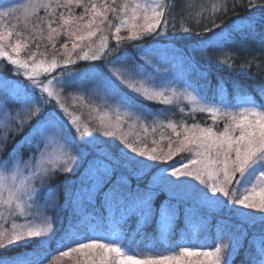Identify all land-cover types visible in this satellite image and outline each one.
<instances>
[{
	"label": "snow or ice",
	"instance_id": "1",
	"mask_svg": "<svg viewBox=\"0 0 264 264\" xmlns=\"http://www.w3.org/2000/svg\"><path fill=\"white\" fill-rule=\"evenodd\" d=\"M249 2L251 3V0ZM177 6L180 7L182 15L185 11L191 15L196 7L186 0H172L171 3L169 0H121L119 4L117 0H111V3L109 0H87V3L85 0H54V3L53 0H29V3L23 6L4 7L3 0H0V7L4 8L0 11V20L22 12L26 21L25 28H28L29 19L37 14L38 9L43 8L47 17H51L44 21L48 28L47 39L52 41L54 36L65 34L71 38L72 50L75 51L80 47L77 41H90L98 32L104 31L100 25L107 22L108 28H112L109 13L119 21L113 32L119 46L122 39L137 41L145 36L159 35L161 30L166 31L169 24L167 17ZM73 7L82 8L83 12L75 16L72 14ZM57 9L67 10L68 17H65L63 12L57 13ZM226 11V6L213 4L210 9L205 7L198 16L203 19L205 12H208L207 18L211 23L215 27H221L215 24L216 14ZM86 16L89 19L84 22ZM57 17L60 24L53 27L52 25L57 23ZM196 22L199 23V20ZM33 29L39 30V34L43 35L40 23H34ZM124 29L129 32L126 38L119 36ZM182 31L190 33L192 28L183 27ZM13 34L11 30H0V60H6L17 69H23L28 83L16 85L18 90H22L17 92L16 100H0V128L3 129V134H0V221L7 223L9 218H13L10 228L0 224V252L27 248L33 241H36L40 248L47 247V250L39 261L29 260L21 253L9 256L0 254V264H64L65 259L68 264H231L238 242H234L231 248L221 242L214 244L209 250H205V245L202 244L180 243L169 247L166 254L154 252L148 246L137 251L130 243H125L120 221H113L110 229L103 232L99 230V225L89 224L86 216L77 219L57 239L53 221L44 215L38 201L47 196V203L52 202L54 189L48 182L57 173L73 172V166L78 162L79 147L82 143H93V139L90 138L88 126L84 125L83 130L81 129L79 117H74L69 112L56 90L57 86H72L76 76L70 75L69 79L62 80L52 75L57 68L63 66L66 71L68 65L76 62L67 51L68 41L61 46L65 50L62 54L67 57L61 65L55 57L50 62L45 59L36 61V52H32L28 59H20V52L22 48H28V43H22L20 39L12 42ZM16 35L20 36L21 33L17 32ZM107 42L108 36H101L99 50H93L92 44H89L91 54L85 52L79 59H101L102 55L109 51ZM8 49H11V52ZM12 53H15V58ZM137 53L143 58V64L104 71L100 83L96 85L97 90L103 89L106 100L118 105L117 113L120 109L132 108L129 100L120 95V85L147 101H158L165 105L173 103V98L166 95L168 91L172 92L173 97L176 95L175 89L149 86L145 69L147 65L155 67L154 58L149 51L139 46ZM127 59L128 54L125 53L109 63L115 64ZM28 60L32 63L29 64ZM42 76L44 79L40 78ZM261 94L264 96V90ZM186 99L194 105L193 112L207 113L212 118L211 126L201 127L195 123L191 126L178 125L171 121L159 124L158 127L170 129L176 137L175 140L168 137L167 152L156 146L150 149L147 145L137 147L129 142L126 136L121 135V143L128 151L116 162L110 161L106 154L103 159H95L89 168V175L97 185H112L110 194H119L123 199L126 180L120 168L125 161L148 167L149 165L144 164L145 160L167 162L180 152H188L190 158L187 161L180 165H169L161 170L163 174L176 178V181L169 183H176L177 187L186 184L194 188L203 202L220 209L230 207L235 215L253 221L258 218L264 222V104L257 103L247 95L242 97L239 104L223 107L201 103L191 93H187ZM52 101H55V104H52ZM57 107L64 116L57 114ZM126 114L131 116L130 111ZM105 115L100 116V125L105 129L103 134L108 137L115 136L116 131L105 124ZM64 117L68 118L67 123L74 128V134L65 132ZM139 119L140 117H137V120ZM221 119L224 121L223 130L216 131L214 126ZM153 123L155 124V121ZM141 127L145 133L148 132L146 125L141 124ZM119 128L120 115L117 114L116 129ZM156 130V127L151 129L153 133ZM16 136H20V139L13 142L9 149L10 139ZM163 139L162 134L161 140ZM152 144L156 145L157 141L152 140ZM173 144L176 145L175 148ZM129 152L143 159H135ZM105 160L109 162L105 163ZM181 177L191 178L203 187L187 184ZM127 194H131L130 189H127ZM237 206L248 211L241 212ZM148 211L150 212V209ZM254 213H259V217ZM161 216V223L166 231V210L161 211ZM17 217L24 222L17 223ZM136 231L139 234L143 229L138 227ZM54 240L56 246L53 248L51 244ZM257 264H264V236L261 238Z\"/></svg>",
	"mask_w": 264,
	"mask_h": 264
},
{
	"label": "trees",
	"instance_id": "2",
	"mask_svg": "<svg viewBox=\"0 0 264 264\" xmlns=\"http://www.w3.org/2000/svg\"><path fill=\"white\" fill-rule=\"evenodd\" d=\"M120 2L121 0H117L118 4ZM169 2L171 3L172 0ZM186 2L196 6L191 15L188 11L182 15L180 7L177 6L176 10L167 17L169 24L166 31L161 30L159 35L145 36L137 41L122 39L119 46L113 36L115 26L119 21H115L112 14L109 13V21L113 23L112 28L109 29L106 22L103 24L105 30L97 33L98 35L109 30L106 34L109 51L103 54L101 59L90 61L79 59L85 53L84 50L91 54L89 48L80 50V53H76L73 57L76 61L74 64L68 65L66 71L61 66L52 75L65 80L69 79L70 75H75L76 79L72 86L79 91H85L89 87V79L92 76L103 74L104 71L113 68H131L143 64V58L137 53V46H139L151 53L157 69L160 70L163 64L173 67L172 70H176L189 86L197 89L207 99L219 102L224 92L229 99L228 102H234L246 94L257 102L261 100V92L264 90V0H251V3L249 0H186ZM213 4L227 8L226 13L216 14L215 24L221 27H215L211 23L207 18L208 12H205L203 19L198 16V13L204 11L205 7L210 9ZM60 12H63L65 17L69 15L65 9H57V13ZM82 12V8L73 7L72 9V14L75 16H79ZM45 19H51V17H47L43 8L38 9L37 14L29 19L28 28H25L26 21L22 12L9 17V24L16 36L15 39H20L22 43H28V48L22 51L21 59H28L27 57L32 52H36L35 60L44 57L50 62L49 58L55 57L63 65L65 59L64 57L57 58L56 50L68 36L61 34L54 36V39L49 41ZM88 19L89 17L86 16L84 22H87ZM197 20L199 23L196 22ZM34 23H40L43 29L42 36L39 34V30L33 29ZM59 24L60 21L57 17V23L52 26L58 27ZM183 27H191L192 31L185 33L182 31ZM208 28L212 30L208 31ZM17 32L21 35L17 36ZM128 35L129 32L127 33L126 29L119 33V36L123 38ZM205 40L208 43H199V41ZM89 44H92L93 50H99L95 46V42ZM37 45H39L38 48ZM53 45H55L54 48ZM125 53L128 54L127 60H121L115 64L109 63ZM31 63L29 62V64ZM150 68L153 69L152 65L146 66L147 76L153 73ZM42 79H44L43 76ZM0 80L9 83L24 81V75L14 65L9 64L6 60H0ZM117 84L119 83L117 82ZM118 91L121 96L129 100L132 105L131 111L140 117L143 124L154 121L166 124L169 121L178 124H201V122L204 125L207 124L208 119L203 113L180 109L177 102L165 105L158 101H147L126 91L121 86ZM0 100H6L2 93ZM52 104H55V101H52ZM50 108L51 106H49ZM56 112L59 116L63 115L57 109ZM78 117V123L83 130V119L81 116ZM67 119L64 117L65 132L72 135L75 130L67 123ZM93 131H91L90 137L93 139V143H82L79 147V151L82 153L80 155L82 157L81 170H84L85 167L89 170L93 161L98 158L103 159L105 154L112 162L119 160L114 156H108L107 142L101 140V133ZM19 139L20 136L10 139L9 149L12 147V143ZM103 148L105 149L103 150ZM176 158L177 156H174L164 164H171ZM109 160H105V163H108ZM120 171L126 180L123 199L119 194H110L112 185L107 187L102 185L93 196H88L89 181L87 180L86 184L85 181L78 182L81 180L78 173L70 176L60 175L52 179L49 184L51 188L57 185L66 186V183L69 182H71L70 189L72 191H76L79 186L82 187L77 195L72 192L70 200L64 207H60L59 215L62 218L56 230L57 239L77 219L86 216L89 224L99 225V230L103 232L110 229L113 221H120L125 235V243H130L137 251L148 246L154 252L166 254L169 247L180 243L202 244L205 245V249L209 250L214 244L230 241V245H232L233 241H237V250L233 254L231 264H257L260 242L264 236V222L257 220L255 223L249 224L243 221L237 222L226 215L219 217L209 215L203 212L200 207L167 194L159 187L160 185L152 181L151 171H143L133 162L125 161ZM127 189L131 190L130 195L127 194ZM60 200L61 198L58 200V206ZM130 209L132 210L130 211ZM162 210H166V214H175L172 228L166 233L162 232V227L159 224ZM138 227L143 229L139 234L136 231ZM55 246L56 240L51 244V247ZM46 250L47 247L40 248L37 246V242L33 241L27 248H15L13 252L4 251L0 254L9 256L21 253L29 260L39 261Z\"/></svg>",
	"mask_w": 264,
	"mask_h": 264
},
{
	"label": "rangeland",
	"instance_id": "3",
	"mask_svg": "<svg viewBox=\"0 0 264 264\" xmlns=\"http://www.w3.org/2000/svg\"><path fill=\"white\" fill-rule=\"evenodd\" d=\"M29 3V0H19V1H12V0H3V5L4 7H18V6H23L25 4ZM4 8L0 7V11H3ZM115 21L118 22V20L115 19ZM114 21V23L116 24V22ZM111 24L113 25V23L111 22ZM107 25V24H106ZM105 25V26H106ZM104 25L101 27L103 28ZM0 30L6 31V30H11V25L9 24V17L5 18L3 20H0ZM105 30V27H104ZM109 32V30H106L104 33L98 34L95 37H93L90 41L89 40H85V41H77L80 44V47H78L75 51L72 50V40H69V37L67 39H65L63 41V43L61 44V46L68 41V49L67 51L69 53H71V58L73 59V57L75 56V54H79L80 50H83L85 48H88L89 43H96L95 46H99L100 43V38L101 36L106 35ZM128 33V31H127ZM15 35L13 34L11 41L14 42L15 39ZM59 47V49L56 50L57 52V58L60 57H64V59H66L67 57L65 55H63L62 53H64V49L62 47ZM9 52H11V49H8ZM23 48L20 52L19 58L21 59V54H22ZM84 52H87V50H84ZM13 57L15 58V53H12ZM28 58V57H27ZM41 59H45L44 57L41 58H37L36 61H39ZM52 58H49V60ZM31 63V60H28ZM47 61V60H46ZM153 67V66H152ZM173 67L167 65V64H163V67L157 71V67H153L150 68L151 70H153V73H150L148 75L149 77V86H154L156 88H160V86H164L166 88L169 89H175V97H173V94L171 91H168L166 93V95H168L169 97L173 98V102H177L180 109H184V110H188L193 112V107L194 105L188 101L186 99V95L187 93H191L192 95L196 96L197 99L201 102V103H205V104H209L212 106H217V107H223L224 105H236L239 104L241 102L242 97L238 98L237 100H235L234 102H228V98L226 93H222V98L219 102H215L212 101L210 99L205 98L197 89L189 86L181 77V75L176 71V70H172ZM20 72H22L23 74V69H19ZM151 72V71H150ZM69 76V74H68ZM101 76L102 74H98L97 76H92L90 80V84L87 90L85 91H79L77 90L75 87H56V90L60 93L62 102L65 104V106L68 108L69 112L72 113V115L74 117H78L81 116L84 122V125H87L88 128L90 129V132L93 131L94 129V133L95 132H99L101 133V140L103 139L104 141L107 142V148L108 149V156H114L116 159H120L122 154L124 152H127L128 150L124 148V145L121 143L120 140V136L124 135L128 138L129 142L134 143L135 146L137 147H142L144 145H147V147L150 149L153 146H156L158 148H162L165 152H167L168 150V137H171L172 140H175L176 137L175 135L171 132L170 129H166V128H160L158 127L159 124H166V123H149V124H144L148 127V132L145 133L143 128L141 127V124H143L140 119L137 120L138 115L133 113L131 111V109L129 110H125V109H120L119 112L117 113L116 109L118 108V105L114 104L112 101L110 100H106L104 97V92L103 89H99L97 90L96 85L100 83L101 80ZM61 78V77H60ZM42 79V77H41ZM62 80H65L64 78H61ZM113 79H116L115 77H113ZM118 83L119 81L116 80ZM20 85H25L28 83V81L26 80V78L24 77V81H18V82H14V83H9V82H5L0 80V94L2 93V95L4 94V97L6 100H16L17 99V92L18 91H22V90H18L16 88L17 84ZM122 88H124L126 91H130L127 88H125L123 85H120ZM131 92V91H130ZM132 93V92H131ZM134 94V93H133ZM136 95V94H134ZM247 95V94H246ZM138 96V95H136ZM248 96V95H247ZM139 97V96H138ZM250 97V96H249ZM251 98V97H250ZM257 102V101H256ZM257 103L259 104H264V96H262V99L259 100ZM59 112V108H56ZM229 110H235L233 108H229ZM130 111L131 112V116L127 115L126 112ZM62 113V112H60ZM107 114V115H105ZM119 114L120 115V128L119 130L116 129V115ZM205 115V118L208 119L207 124L204 125L202 122L201 124L198 123V125H200L201 127H207V126H211L212 125V118L207 114V113H203ZM105 115V124L106 125H110L111 129L113 131H116V135L115 136H105L104 133V128L101 127L100 125V116ZM64 116V114L62 115ZM178 124V123H176ZM181 124H186L191 126V123H181ZM223 124L224 121L221 119L215 126V130L216 131H222L223 130ZM179 125V124H178ZM93 127V128H92ZM152 127H156L157 130L156 132H152L151 129ZM0 134H3V129L0 128ZM163 134L164 139L161 140V135ZM139 135V142H137V136ZM102 140V141H103ZM152 140H156L157 144L153 145L152 144ZM103 141V142H104ZM173 147L175 148L176 145L173 144ZM105 148H103L104 150ZM81 151H79V155L77 157V164L74 165V171L71 173H57L53 178H56L58 176H70L73 174H80L81 176V180H78V182H84L85 184L87 183V180L89 181V185L90 188L88 190V196H93V194H95L102 186L101 185H97L96 181L94 179L91 178V176L89 175V170L85 167L84 170L82 169V166L80 167L81 164ZM130 156L135 157L134 153H130ZM175 156H177L176 160L174 162H172L171 164H164L165 162H152V161H144V164L149 165L148 167H144L143 165H137L134 164L139 167L141 170L143 171H151V175H152V181L158 185H160L159 187L161 189H163L167 194L172 195L174 197L180 198L185 200L187 203H191L194 204L198 207L201 208V210H203V212H206L209 215H214V216H228L231 217L235 220L238 221H243L246 223H255L257 220L260 219H256V220H250L247 219L245 217H241L238 215L233 214V212L230 210L229 208H224V209H220L216 206L210 205L206 202H203L200 197L196 194L194 188L192 187H188L186 184H181L179 187H177L176 183H169V181H176L175 177H170L167 176L166 174L162 173V169H166L169 167V165H180L182 162L187 161L190 158V153L188 152H180L178 154H176ZM135 159H143L140 157H135ZM132 162V161H129ZM52 178V179H53ZM51 179V181H52ZM72 179V178H71ZM86 179V180H85ZM182 181H186L187 184L190 185H195L198 188H202L203 186L199 185L197 181L191 180V178H185V177H181ZM48 182V185L50 184V182ZM65 183V182H63ZM71 182L66 183V186H54L52 189H54V192L52 193L51 196V203H47V196L42 197L39 201H38V205L40 206L41 210L44 212V215L49 217L54 224V228L57 230L60 220H61V216L60 214V207H64L65 204L70 200L71 194L72 192H74L76 195L78 194V192L80 191V189L82 187H78L76 189V191H72L71 189ZM210 195V193H209ZM59 198H61V202H59V206H58V200ZM237 208L239 209V211L241 212H246L248 210L239 208V206H237ZM168 217V221H167V230L165 231L163 226H162V216H160V227H162V232L166 233L168 232L171 228H172V223L173 220L175 218V214H166ZM254 215H256L257 217H259V213H254ZM12 219L13 218H9L7 223H4L3 221H0V224H2L4 227L10 228L11 227V223H12ZM17 223H23L24 221L17 217L15 218ZM209 220L211 221V218H209ZM218 234H222V233H218ZM237 242V241H233ZM225 244H228L229 247L231 248L230 245V241H226L224 242ZM208 250V249H205ZM228 251V249H226V252ZM64 264H68L67 259H65Z\"/></svg>",
	"mask_w": 264,
	"mask_h": 264
}]
</instances>
